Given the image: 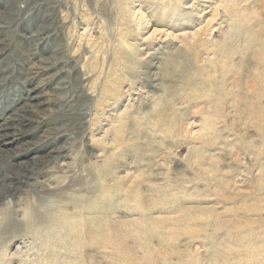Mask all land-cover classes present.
I'll return each instance as SVG.
<instances>
[{
  "label": "rangeland",
  "instance_id": "1",
  "mask_svg": "<svg viewBox=\"0 0 264 264\" xmlns=\"http://www.w3.org/2000/svg\"><path fill=\"white\" fill-rule=\"evenodd\" d=\"M0 264H264V0H0Z\"/></svg>",
  "mask_w": 264,
  "mask_h": 264
},
{
  "label": "bare ground",
  "instance_id": "2",
  "mask_svg": "<svg viewBox=\"0 0 264 264\" xmlns=\"http://www.w3.org/2000/svg\"><path fill=\"white\" fill-rule=\"evenodd\" d=\"M160 31H161V30H160ZM162 31H164V30H162ZM162 31H161V32H162ZM163 35H166V36H167L168 33L165 34V31H164V32H163ZM161 36H162V35H161ZM159 37H160V36H159ZM164 40H165V39H164ZM128 61H129V60H128Z\"/></svg>",
  "mask_w": 264,
  "mask_h": 264
}]
</instances>
